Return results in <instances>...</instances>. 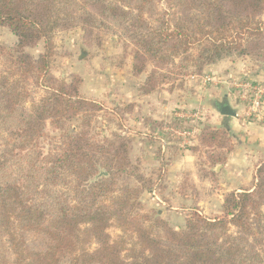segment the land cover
Listing matches in <instances>:
<instances>
[{"label": "trees", "instance_id": "16d2710c", "mask_svg": "<svg viewBox=\"0 0 264 264\" xmlns=\"http://www.w3.org/2000/svg\"><path fill=\"white\" fill-rule=\"evenodd\" d=\"M262 5L0 0V26L18 38L15 54H8L9 72L0 74V264H264V163L252 188L226 197L221 216L207 218L195 209L176 230L143 213L139 188L116 189L120 176L133 179L137 168L118 135L102 142L91 135L96 104L74 96L76 87L71 94L49 84L54 33L105 21L118 24L140 48L137 58L172 65L176 75L234 55L264 61V23L254 20ZM40 39L45 53L34 59L25 48ZM30 78L45 90L39 100L29 98ZM81 115L78 128H69ZM102 171L107 176L95 180ZM111 227L120 230L116 239Z\"/></svg>", "mask_w": 264, "mask_h": 264}, {"label": "rangeland", "instance_id": "374dc122", "mask_svg": "<svg viewBox=\"0 0 264 264\" xmlns=\"http://www.w3.org/2000/svg\"><path fill=\"white\" fill-rule=\"evenodd\" d=\"M254 20L264 23V11ZM101 23L54 33L49 84L71 94L76 87L74 96L96 104L98 111L90 113L96 141L118 135L130 146L138 178L122 175L116 189L139 188L143 213L157 215L176 230L185 227L195 209L207 218L221 216L226 197L252 188L254 173L264 163V143L244 142L235 127L246 123L264 129V61L234 55L176 75L172 65L148 55L137 58L140 48L118 24ZM17 44L12 30L0 26V74L9 72L8 54H15ZM45 48L40 39L25 52L39 59ZM39 84L28 79L31 100L45 96ZM225 101L237 118L220 115L217 106ZM237 119L239 125L232 122ZM81 120L82 115L75 117L69 128L75 130ZM108 233L116 239L120 230L111 227ZM29 242L38 245L33 237Z\"/></svg>", "mask_w": 264, "mask_h": 264}, {"label": "crops", "instance_id": "0c3cea01", "mask_svg": "<svg viewBox=\"0 0 264 264\" xmlns=\"http://www.w3.org/2000/svg\"><path fill=\"white\" fill-rule=\"evenodd\" d=\"M227 121L229 120H225L226 123ZM240 121H241L240 119H237V120H233L232 122L237 123V125H239ZM235 127H239L241 129L238 133L244 139V142L251 140L254 141L255 143L259 141H262L264 143V129L257 128L253 125L247 127L246 123L242 124V127L240 126H235Z\"/></svg>", "mask_w": 264, "mask_h": 264}, {"label": "water", "instance_id": "95a60500", "mask_svg": "<svg viewBox=\"0 0 264 264\" xmlns=\"http://www.w3.org/2000/svg\"><path fill=\"white\" fill-rule=\"evenodd\" d=\"M83 57H84V54H82L81 58H83ZM217 110L220 113V115H222L224 117H232V118L238 117L236 110H234L227 101H225L223 104L218 105ZM103 176H107V174L104 171H102L95 178V180H98L99 178H101Z\"/></svg>", "mask_w": 264, "mask_h": 264}]
</instances>
